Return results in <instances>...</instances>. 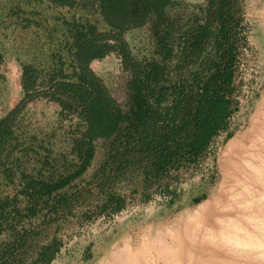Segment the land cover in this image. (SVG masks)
<instances>
[{
	"label": "rangeland",
	"instance_id": "1",
	"mask_svg": "<svg viewBox=\"0 0 264 264\" xmlns=\"http://www.w3.org/2000/svg\"><path fill=\"white\" fill-rule=\"evenodd\" d=\"M90 1L87 8L81 2V6L68 9L53 8L46 0H0V119L21 99L22 62L46 57L49 45L57 44L59 38L47 31L53 19L81 17L100 31H107L99 0ZM233 2L239 25L229 94L231 116L209 145L195 155L184 143L172 150L175 155L170 160L159 164L156 157L161 154L148 150L160 147L159 136L149 132L142 136L143 131L131 129L121 139L116 133L93 140L94 156L88 169L72 188L63 190L67 197L75 195L76 199L57 212L45 207L23 216L12 229L4 226L0 264H92L107 249H114L124 234L136 237L148 223L173 218L219 184L220 155L230 139L248 127L264 86V32L259 17L264 0ZM20 10L25 14L17 15ZM209 10L211 0H171L144 24L129 28L118 50L90 64L125 113L132 108L131 85L140 76L145 78V66L155 63L162 67L160 80L151 83L158 90L147 93L149 104L156 110L150 122L159 135L166 119L173 115L179 113L176 122L180 124L193 93H202L205 82L218 72L224 43L216 31L217 22L201 50L193 51L189 46L187 50L186 44L192 31L205 24ZM34 13H40L35 19L42 27L24 28L22 19L34 17ZM175 106L178 110L174 113ZM60 111L54 103L34 101L17 123V140L9 144L17 146L16 150L9 152L0 166V195L10 200L19 195V207L27 204L21 195L24 176L36 177L40 171L47 174L46 160L55 170L71 168L89 149L85 123L78 113L71 112L73 115L66 118ZM190 118L186 116L185 120ZM129 150L131 156L119 165ZM118 153L122 154L120 158Z\"/></svg>",
	"mask_w": 264,
	"mask_h": 264
},
{
	"label": "trees",
	"instance_id": "2",
	"mask_svg": "<svg viewBox=\"0 0 264 264\" xmlns=\"http://www.w3.org/2000/svg\"><path fill=\"white\" fill-rule=\"evenodd\" d=\"M53 8L74 9L81 2L87 8L90 0H46ZM171 0H99L100 14L107 25V31H100L96 24L88 19L59 17L53 19L50 36H57V44L49 45L45 51L46 57L34 58V62H22L21 86L22 96L17 104L0 119V166L9 152H14L16 147L10 145L17 140V123L27 106L38 100H46L61 108L64 117H71V112H77L79 120L85 123V136L89 149L80 156L79 163L63 171L53 169L46 160L45 174L40 171L36 177L24 176L25 186L21 195L25 196L27 204L19 207L18 196L12 200L0 195V233L4 226L8 229L15 227V221L23 216L35 214L36 210L51 207L54 212L68 207L75 195L67 197L63 190L72 185L88 169L94 156L93 140L109 138L118 134V138L133 131L147 132L159 136L160 147L149 151H157V163L161 164L170 160L175 152V147L188 144L193 154H200L210 143L211 139L225 127L231 116V100L234 78V65L236 61L234 38L237 35L239 20L236 18L235 3L233 0H211L209 18L204 25L195 28L187 41L193 51L201 50L203 40L212 34L214 22H217L216 31L219 32L224 43V51L220 57L217 74L205 82L202 93H193L187 102L188 111L177 124L179 113L172 119H166L162 135L150 119L154 118L156 110L148 100L147 93L158 89L152 85L157 84L163 69L160 65L149 63L145 66V73L133 82L131 93L130 112L123 109L109 94L107 86L102 79L90 68L94 60L102 59L106 54L118 50L123 34L131 27L144 24L151 15L160 13ZM17 15L24 11L16 12ZM32 17L22 19L24 28L32 25L41 28L42 24ZM109 29V30H108ZM192 35H194L192 37ZM195 39L196 41H193ZM115 43V45L112 44ZM54 44V43H53ZM2 58H0V61ZM150 83V86H148ZM152 83V85H151ZM156 87V86H155ZM201 87V86H200ZM162 92V91H161ZM178 110L175 106L174 113ZM186 116L192 118L185 120ZM183 119V120H182ZM127 124L123 127V123ZM143 138V137H142ZM10 144V145H9ZM9 145V146H8ZM132 151H126L123 158L121 153L119 165L125 162ZM111 154L110 156H113ZM56 171V172H55ZM55 172V173H53ZM11 180V179H10ZM72 188V187H71ZM21 216V217H20Z\"/></svg>",
	"mask_w": 264,
	"mask_h": 264
},
{
	"label": "bare ground",
	"instance_id": "3",
	"mask_svg": "<svg viewBox=\"0 0 264 264\" xmlns=\"http://www.w3.org/2000/svg\"><path fill=\"white\" fill-rule=\"evenodd\" d=\"M259 17L264 32V8ZM261 95L220 155L219 184L173 218L124 234L92 264H264V86Z\"/></svg>",
	"mask_w": 264,
	"mask_h": 264
}]
</instances>
